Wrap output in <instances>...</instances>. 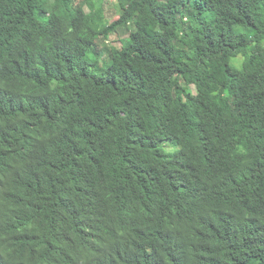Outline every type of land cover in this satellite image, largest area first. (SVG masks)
Masks as SVG:
<instances>
[{
  "label": "trees",
  "instance_id": "16d2710c",
  "mask_svg": "<svg viewBox=\"0 0 264 264\" xmlns=\"http://www.w3.org/2000/svg\"><path fill=\"white\" fill-rule=\"evenodd\" d=\"M104 1L0 0V264H264V0Z\"/></svg>",
  "mask_w": 264,
  "mask_h": 264
},
{
  "label": "rangeland",
  "instance_id": "374dc122",
  "mask_svg": "<svg viewBox=\"0 0 264 264\" xmlns=\"http://www.w3.org/2000/svg\"><path fill=\"white\" fill-rule=\"evenodd\" d=\"M199 1H204V0H199ZM81 2L82 0H74V4L81 3ZM129 3H130V0H105L104 1V3L102 4V7L105 11L108 24L105 27V29L102 31L101 33L102 36L97 41V49L103 47L106 44H109L114 47H120V46H123L129 43L130 33L133 30L131 26L125 27V26L119 25L113 28L114 31H110L111 33L107 34V32L111 29V22L115 21L118 18L119 10L124 9ZM84 8L88 10L87 5H84ZM47 20L50 23H53L52 16L50 13L47 14ZM236 30L241 31L242 29L236 28ZM98 51H101V50H98ZM192 56H193V59L195 60L196 59L195 50L192 51ZM240 62H241V57L238 56L230 60V65L234 68H239ZM174 90L177 92V95H174V93L173 95L169 93V96L167 98V105L172 109H175L179 106L183 107L188 117L190 119L196 120L197 115L193 107L181 99L184 96L183 94L186 92V86L178 82L174 85L173 91Z\"/></svg>",
  "mask_w": 264,
  "mask_h": 264
}]
</instances>
